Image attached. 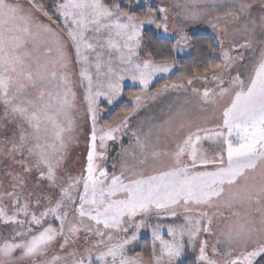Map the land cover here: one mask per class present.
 Wrapping results in <instances>:
<instances>
[{
	"label": "snow or ice",
	"instance_id": "1",
	"mask_svg": "<svg viewBox=\"0 0 264 264\" xmlns=\"http://www.w3.org/2000/svg\"><path fill=\"white\" fill-rule=\"evenodd\" d=\"M53 3L56 19L43 0H0V264H181L188 251L196 264H264V0H184L144 16L118 0ZM199 23L213 41L188 33ZM201 43L219 62L151 90L177 67L172 52ZM125 80L140 88L133 107L98 125ZM170 91L185 95L131 128ZM109 142L120 144L111 171ZM143 229L148 253L134 247Z\"/></svg>",
	"mask_w": 264,
	"mask_h": 264
},
{
	"label": "rangeland",
	"instance_id": "2",
	"mask_svg": "<svg viewBox=\"0 0 264 264\" xmlns=\"http://www.w3.org/2000/svg\"><path fill=\"white\" fill-rule=\"evenodd\" d=\"M120 4L122 3L121 1H118ZM181 2L183 3L184 0H139V3L136 2V0H132L131 2V9H137V8H143L146 11L147 14V9L149 6L153 8H159V7H166L172 10L174 8L175 3ZM55 10V8H54ZM256 11H259V8L257 7ZM55 14V13H54ZM48 22V21H45ZM60 22V21H58ZM174 19H173V13L170 11L169 13V20H168V25L169 29L171 31L173 27ZM55 27V25H53ZM144 30H152L155 33H157L159 36L163 35L162 32L158 31L154 25H145ZM188 33L195 34V33H204L210 35L213 39L215 38V33L213 32L212 28L208 26L206 23H199L195 25H189L187 28ZM191 49H185L184 51L180 52H173L175 56L177 57H185L190 54ZM245 55H248V53H245ZM174 67L171 72L167 74H159L157 75L153 81L152 84L150 85L151 90L153 89V86L155 83L163 80H167L170 78V76L174 73L175 71ZM127 81L129 84H132V86H125L123 87V90L125 88L129 89H134L135 91L133 92L134 94L139 93L140 88L138 83H133L131 80H125L124 83ZM123 83V84H124ZM195 86L197 87H203V82L202 81H195ZM163 86V85H162ZM161 86V87H162ZM211 86V85H209ZM77 95H78V101H79V106L82 112H86V105L83 103L82 99V94L83 90L80 88L76 89ZM183 92H168L163 96H160L156 101H149L147 104V107L142 108L135 116H133L130 120V126L131 128H135L138 120H146L149 117H162L163 114L167 111L168 105L172 104L174 102H177L178 98L180 100L183 99L184 97ZM122 100V96L120 99H118L113 105H106L105 103L101 104V107H107L108 111H102L100 113V117L98 120V125L104 124L103 118L106 117L107 113L113 111V109L120 103ZM129 105L131 108L133 107V100L130 98L128 99ZM217 121L215 120H210L208 121L209 125L215 124ZM81 123L83 125V132L80 135V142L78 146H75L71 152L70 160L69 163L72 166V171L75 173L76 171L79 170V168L84 164L85 162V157H86V152H87V146H86V140L88 138V134L90 133V121L87 120L85 117L84 119L81 120ZM131 141V136L130 132L127 135H124L122 138V142L124 146H128V144ZM207 146V145H206ZM120 151V144L115 143V142H109V149H108V160L106 161V166L108 167L109 171L112 170V164L116 160L117 153ZM179 222V221H178ZM163 234L165 235V238L167 237V230L166 228L163 229ZM135 250L136 251H144L145 253L150 252L151 249V230L150 229H143L141 230L139 240L135 244ZM197 252L193 251H188L186 255L183 257L181 264H196V257H197Z\"/></svg>",
	"mask_w": 264,
	"mask_h": 264
},
{
	"label": "trees",
	"instance_id": "3",
	"mask_svg": "<svg viewBox=\"0 0 264 264\" xmlns=\"http://www.w3.org/2000/svg\"><path fill=\"white\" fill-rule=\"evenodd\" d=\"M118 1H121L122 2L121 6L129 10L130 12L136 15H140V16L146 15V11L143 8H137V9L132 8L131 9L130 5H131L132 0H118ZM43 2L45 3L46 6H48L49 11L53 13L54 19H56L55 14H54L55 5L53 3V0H43ZM108 2H112V0H108ZM144 32L147 36H151V37L159 36L157 33H155L152 30H144ZM191 35H193L198 41H201V42L214 40L210 35L204 34V33H195ZM199 46L202 49V51L198 52L195 48H192L190 51V54L185 57H177L172 52L170 60L174 59L177 63V67L175 68L174 73L167 80H163V81H159L155 83V85L153 86V89L160 88L165 83H172L178 80L179 77H181L184 74L191 75L193 74L194 69H198L202 71L203 67L209 61V59L216 60L215 57H210V54L207 52V48L204 43H201ZM216 62H219V61L216 60ZM134 91H135L134 89H129V88L124 89L122 100L113 109L112 113L108 112L106 117L103 118L104 123L106 121H112V120H116L117 118L122 117L124 110L131 108V106L129 105L128 99H129V94L130 93L133 94ZM103 108L105 109V111H108L107 107H103Z\"/></svg>",
	"mask_w": 264,
	"mask_h": 264
},
{
	"label": "crops",
	"instance_id": "4",
	"mask_svg": "<svg viewBox=\"0 0 264 264\" xmlns=\"http://www.w3.org/2000/svg\"><path fill=\"white\" fill-rule=\"evenodd\" d=\"M124 83V82H123ZM125 86H132V84H129V82L127 83V81L123 84V87Z\"/></svg>",
	"mask_w": 264,
	"mask_h": 264
}]
</instances>
